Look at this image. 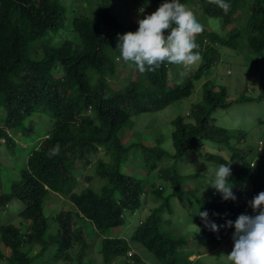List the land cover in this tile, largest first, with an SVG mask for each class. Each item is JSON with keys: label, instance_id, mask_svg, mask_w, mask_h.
Here are the masks:
<instances>
[{"label": "trees", "instance_id": "16d2710c", "mask_svg": "<svg viewBox=\"0 0 264 264\" xmlns=\"http://www.w3.org/2000/svg\"><path fill=\"white\" fill-rule=\"evenodd\" d=\"M117 1L99 0L92 15L86 9L85 14H75L70 31L80 43L65 40L54 45L52 42L58 38V33L67 29L68 11L61 0H0V111L5 113L0 116V141L9 148L14 147L18 145L14 132L24 128L33 116L48 114L53 118V127L46 134L48 138L31 149L18 182L12 183L7 192L0 190V208L10 207L14 200L23 204L17 214L21 219L19 226L13 223L11 215L0 219V264H36L50 247L57 250L56 257L64 253L70 262L68 252L75 243L80 246L78 264H83L87 245L83 229L76 227L78 220L83 225L91 223L92 231L101 238L102 264H118L119 260L123 264H143L131 242L144 245L161 264H194L190 257L195 255L182 251L188 246L187 237L167 236L160 227L163 221L171 222L165 216L173 215L172 198L183 196L176 166L193 151H200L203 141L233 152L230 161L202 151L200 155L217 166L227 164L238 178L228 177V183L234 187L235 201H225L219 193L201 206L202 211L208 212V220L219 228L213 232L202 219L199 220L204 253L212 252L222 244V232L226 227L221 226L229 220L234 221L244 211L246 192L247 195L252 193V198L264 192V145L257 151L254 158L257 162L252 167L242 151L232 146L231 132L216 126L213 119V113L218 109L227 110L239 103H261L264 93L258 97L243 94L228 100L226 88L217 90L206 84L203 103L195 105L187 117L179 116L172 121L173 154L161 147L162 138L154 147L126 146L120 136L132 116L161 111L190 97L194 91L193 80L202 78L221 61L219 47L237 49L236 38L240 34L233 22L245 0H225L230 4L227 13L209 0H180L186 6L198 1L207 18L223 23L228 39L209 26H203L196 43L202 45L209 41L210 45L204 50L199 47L202 65L192 77H182L183 81L180 77L179 82L171 80L172 65L165 63L156 72L141 74L135 69L134 74L124 83L120 82L115 90L106 80L109 74H116L115 62L120 57L117 37L132 32L130 28L124 29L122 18L114 13ZM135 1L139 4L141 19L155 12L162 3L170 2ZM250 1L253 5L244 31L251 49L262 53L264 0ZM190 68L196 69L194 65ZM57 144L60 152L50 158L49 149ZM137 146L141 148L138 156H141L144 168L149 174L158 171L159 179L167 188L171 186V191L167 192L166 186L162 185V189L157 188L149 177L140 179L123 172L125 163L130 161V150ZM102 150L109 160L93 163ZM166 160H173L175 168L166 166ZM236 162L240 163V169L234 166ZM91 166L95 176L104 180L105 185L99 190L87 186L76 192V175ZM94 178V175L86 178L87 185ZM53 195L68 200L76 211L61 210L55 212L54 217L48 216L47 201ZM151 197L157 203L156 207H150L148 199ZM147 209L150 214L140 218L130 241L109 236L112 230L124 226L126 213L134 215ZM51 220L57 226L55 233L50 232L54 227Z\"/></svg>", "mask_w": 264, "mask_h": 264}, {"label": "rangeland", "instance_id": "374dc122", "mask_svg": "<svg viewBox=\"0 0 264 264\" xmlns=\"http://www.w3.org/2000/svg\"><path fill=\"white\" fill-rule=\"evenodd\" d=\"M99 0H61L62 5L68 11L67 14V29L58 33V38L53 40V44L56 45L59 41L72 40L76 44L80 43L79 39L73 32L70 31V24L75 14H85V9L93 14L97 9ZM253 3L250 0L243 2L242 9L239 10L235 16L237 19L233 22L238 33L240 34L237 40V50H231L229 48L219 47V51L222 52V59L219 63L214 65L208 73H204L202 78L194 79V91L188 98L179 100L167 108L157 111L142 113L134 115L128 126H126L121 132L120 136L126 142V146H133L134 144H143L148 147L156 146V141L162 138L161 147L169 153H174V147L172 143V133L174 126L172 121L179 116L187 117L195 105L203 103L204 83L210 82L211 85L220 90L226 88L228 91V100H235L246 94L248 97L258 96L263 92L264 87V51L262 53H256L250 50L247 42V34L244 31V25L247 18H249V12ZM196 16L197 20L202 26H209L210 29L219 35H222L225 39H228L225 35L223 23L220 20L209 19L205 15L203 6L198 1H193L187 6ZM114 13L117 17L122 18L124 29L130 28L132 32L138 30L137 21L140 17V7L135 0H119L117 1ZM121 20V19H120ZM230 30L227 32L229 33ZM216 48L218 47L215 46ZM195 65V70L191 68L184 69L183 67L173 65L170 72V78L173 81H183L182 77H192L194 72L202 65L201 62ZM116 74L112 76L108 75L106 82L110 84L113 89H117L118 84L124 83L135 72V67H129V64L124 62L121 58L115 62ZM177 77V78H175ZM186 80V79H185ZM176 82V83H177ZM5 115L0 111V116ZM215 119V125L218 127H224L231 132V136L236 137L233 140L234 147L239 148L241 151L250 152V160L255 158L257 151L260 148V141H264V99L261 103H239L235 104L232 108L223 110L218 109L213 113ZM53 127V118L48 114H37L29 119L24 128L18 132H14L15 140L18 145L14 147H7L6 144L0 141V173H1V186L2 192H7L9 186L18 182L20 178V171L27 162L31 149L47 138L48 132ZM243 133V135H240ZM240 136H244L241 141ZM4 143V144H3ZM202 153H210L213 155L223 156L228 161L232 158V152L227 147L219 146L210 141H203ZM200 151L192 153L186 157L182 163H178L176 166L177 173L181 176L182 189L181 198H172L171 204L173 208V215L165 216L170 218V224L163 221L161 224V231L163 234L179 238L187 237L188 246L182 251L194 254L190 258L194 260V264H230L227 261L226 255L229 254L233 247L234 242L231 239L222 243L216 250L212 252L204 253V237L201 231V227L198 222L201 219L198 215L202 211V204H207L213 200V189L210 187L209 180L211 177L207 174V168L217 167V164H213L200 155ZM141 152L140 147H133L130 150V161L125 163L123 172L132 176H137L140 179L149 177L152 183L158 187L160 185L166 186L167 192L171 191V186H168L164 181L159 179L158 171L153 174L144 168L141 156H138ZM98 160L108 161L104 150H102L95 158L93 163ZM173 160H166L165 165L173 167ZM257 159L255 160V163ZM93 166V165H92ZM92 166L88 170H82L81 175H76L78 179V186L76 192H81L83 189L91 187V189L99 190L105 185V181L95 176V171ZM96 177L87 185L86 178L93 176ZM88 186V187H87ZM167 195V194H166ZM60 199V200H59ZM245 199V198H243ZM149 200L150 207H156L157 203L153 202L152 197ZM193 202V205L191 203ZM246 204L248 200L245 199ZM23 209V204L20 201L14 200L10 207L0 208V219H4L7 215L13 217L14 224L19 226L21 219L17 214ZM72 210V206L68 200L60 198L56 195L47 201L46 211L48 216L54 217L55 212L61 210ZM75 209V208H74ZM73 211H76L74 210ZM10 210L9 212H7ZM190 212V214H188ZM150 214V209L142 212H136V214L126 213L125 224L110 232L111 237L123 238L128 241L131 240V236L139 225L140 218H146ZM252 208L249 207V215H255ZM191 215V216H190ZM191 217L194 220H191ZM50 232L55 233L56 225L54 221H50ZM80 220L76 221V227L83 229L84 239L87 245L86 252L82 258L83 264H102V255L100 253L101 238L97 237L91 223L87 222V225L81 224ZM56 226V227H55ZM89 227V228H88ZM137 250L140 260L143 264H161L159 260L150 253L146 247L139 243L131 242ZM1 250V248H0ZM6 251V250H5ZM57 250L50 247L42 259L38 260L36 264H78L80 255V246L78 243L74 244V247L68 252L71 261L65 259L64 253L59 254L56 257ZM8 254V250L5 252ZM119 260L118 264H123ZM5 264V263H3Z\"/></svg>", "mask_w": 264, "mask_h": 264}, {"label": "clouds", "instance_id": "9594fccd", "mask_svg": "<svg viewBox=\"0 0 264 264\" xmlns=\"http://www.w3.org/2000/svg\"><path fill=\"white\" fill-rule=\"evenodd\" d=\"M209 3L217 5L225 13L230 9V4L225 2V0H209ZM137 23L138 30L136 32H127L123 35H118L117 48L120 52L119 58L128 63L129 67L134 66L141 74L156 72L165 63L172 65L170 71L173 65L183 67L184 69L198 65L197 63H200L202 60L199 47L204 50L206 46L210 45L209 41L203 42L202 45L196 43L197 36L204 30L203 26L197 20L194 13L185 4H182L180 0H170V2L162 3L155 12L146 15L143 19H139ZM249 48L255 52L250 46ZM206 84L209 87L212 86L210 82H206L203 87ZM263 93L264 90L261 94ZM234 139L236 137L232 139L233 147ZM240 139L242 141L244 136H240ZM259 145V150H261L264 141H260ZM236 150L241 151L239 148H236ZM59 152L60 146L57 144L49 149V157L58 155ZM195 152L193 151V153ZM249 153L242 151V154L251 162V166L255 167L256 159L253 158L250 160ZM234 166L237 169L241 168L239 162L234 163ZM207 174L211 177L209 180L210 187L215 189L213 196H218L220 193L222 199L225 201L236 200V196L232 191L234 187L231 185V182L228 183V177L238 178L231 173L230 166L227 164H219L215 168L209 167L207 168ZM159 189H162V186ZM252 197V193L247 195L246 192L244 198H247L248 204L244 211L234 221L229 220L226 222V225L221 226L226 227L225 230L227 227L234 226L230 234L235 230L232 236L234 247L226 255V259L230 264H264V192H260L254 198ZM249 207L256 213L255 215L249 216ZM198 215L205 222L206 227L210 228L213 232L219 231L218 226L208 220L209 214L207 211H198ZM223 232L222 243L231 239L225 240Z\"/></svg>", "mask_w": 264, "mask_h": 264}, {"label": "built area", "instance_id": "2783aa9c", "mask_svg": "<svg viewBox=\"0 0 264 264\" xmlns=\"http://www.w3.org/2000/svg\"><path fill=\"white\" fill-rule=\"evenodd\" d=\"M233 225H234V222H233ZM234 229V226L233 227H227V229L223 232V236L225 238V240H229L231 238V234H230V231Z\"/></svg>", "mask_w": 264, "mask_h": 264}]
</instances>
